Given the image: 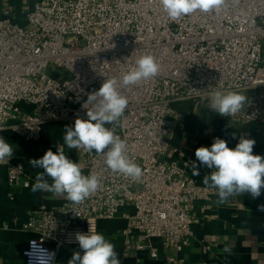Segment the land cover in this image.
<instances>
[{
  "label": "built area",
  "instance_id": "2783aa9c",
  "mask_svg": "<svg viewBox=\"0 0 264 264\" xmlns=\"http://www.w3.org/2000/svg\"><path fill=\"white\" fill-rule=\"evenodd\" d=\"M23 1L31 7L25 24L14 22L10 9L0 17V129L15 128L37 140L44 123L87 119L82 105L88 94L104 78H121L140 56L150 54L160 65L154 78L120 88L128 106L115 134L126 142L142 177L134 181L114 174L102 156L77 150L85 175L101 176L100 187L79 206L64 199L30 215L25 264L30 241L55 252L56 259L63 245L78 244L77 232L88 233L90 226L98 232L101 219L114 218L124 207L132 208L123 214L125 252L149 249L158 257L151 244L158 238L174 249L166 260L178 264L193 233L195 202L209 201L215 192L187 178L179 160L159 157L167 153L179 118L173 103L199 101L215 91L244 92L245 107L232 117L264 122V0H225L219 13L197 10L175 21L159 0ZM58 68L71 76L54 79ZM24 104L30 110L12 121ZM0 164L8 168L11 198L18 187L31 185L21 162ZM134 231L144 240L133 241Z\"/></svg>",
  "mask_w": 264,
  "mask_h": 264
},
{
  "label": "crops",
  "instance_id": "0c3cea01",
  "mask_svg": "<svg viewBox=\"0 0 264 264\" xmlns=\"http://www.w3.org/2000/svg\"><path fill=\"white\" fill-rule=\"evenodd\" d=\"M7 4L9 8H5ZM30 8L23 0H0V16L4 9H10L12 20L19 24L26 23V13ZM210 98L173 103L179 118L169 137L168 151L162 156L165 161L179 160L185 169V176L202 185V178L209 170L201 166L200 175L193 176L191 163L195 161L199 165L195 150L201 146L210 147L214 138L226 140L230 148L237 145L241 136L253 139L256 142L253 154L264 156V122L242 123L230 116H220L207 107ZM28 110L30 106L24 104L23 111L12 121ZM66 125L72 126L74 123H44L37 140L26 139L12 129L0 132V136L14 148L13 161L21 162L27 175L32 178L29 187H18L11 198L8 168L0 164V264H25L23 251L32 236L25 228L30 215L39 213L43 206L58 207L65 199L64 196L40 191L34 193L31 190L37 172L43 170L33 168L29 161L41 158L48 149L56 152L60 146L69 159L79 162L78 151L64 144L63 128ZM82 171L86 174L84 169ZM217 199L215 193L209 201L195 202L191 212L193 233L179 253L178 264H264V212L258 211V205L264 204V189L256 199L249 194L229 197L223 204L217 203ZM131 211L132 208L124 207L114 218L99 221L98 232L115 245L121 264H172L166 260V255L173 253L174 249L165 246L158 238L151 241L158 250V257H152L149 249L125 252L122 231L127 219L123 214ZM131 238L133 241L144 240L143 234L138 231H134ZM226 246L230 247V252L224 251ZM75 251H82L78 244L63 245L56 250L55 264H67Z\"/></svg>",
  "mask_w": 264,
  "mask_h": 264
},
{
  "label": "clouds",
  "instance_id": "9594fccd",
  "mask_svg": "<svg viewBox=\"0 0 264 264\" xmlns=\"http://www.w3.org/2000/svg\"><path fill=\"white\" fill-rule=\"evenodd\" d=\"M224 2L159 0L162 10L173 21L197 10L219 13ZM159 71L160 65L155 57L145 54L121 78H104L99 89L89 93L82 105L87 110V119L77 117L74 125L63 128L67 148L83 149L89 154L94 152L104 158L106 168L112 173L138 181L143 175L142 168L129 157L126 142L115 134L128 106V98L120 88L154 78ZM247 99L240 92L215 91L207 107L220 116L232 117L244 109ZM5 130L0 129V132ZM255 143V140L241 136L237 145L230 148L226 140L217 137L210 147L201 146L195 150L199 165L195 161L191 163L192 175L199 176L201 166L209 170L203 176L202 183L216 193L217 203L223 204L232 196L249 194L256 199L261 195L264 189V156L253 154ZM13 153L12 144L0 136V163L9 162ZM29 163L33 168L43 170L37 172L35 183L31 186L34 193L40 191L64 196L74 207L95 194L101 184L98 173L85 175L82 165L69 159L60 146L56 152L48 149L41 158L32 159ZM258 211L264 212V204L258 205ZM75 240L82 251H75L67 264H121L115 245L91 226L88 233L77 232ZM30 244L32 251L25 253L29 256V264H55V252L42 248L35 240ZM224 251L230 252L231 249L226 246Z\"/></svg>",
  "mask_w": 264,
  "mask_h": 264
},
{
  "label": "rangeland",
  "instance_id": "374dc122",
  "mask_svg": "<svg viewBox=\"0 0 264 264\" xmlns=\"http://www.w3.org/2000/svg\"><path fill=\"white\" fill-rule=\"evenodd\" d=\"M25 3H26V5L30 6L29 1L28 2L25 1ZM8 4H10V3H8ZM8 4H7V6H5V8H9L10 7ZM2 16L3 15H1L0 17H2ZM70 76H71L70 73L64 68H62V69L58 68L57 70H54L52 72V77L54 79H57V80H60V81L68 79ZM240 93H242V92H240ZM159 157L162 159V156L159 155Z\"/></svg>",
  "mask_w": 264,
  "mask_h": 264
}]
</instances>
